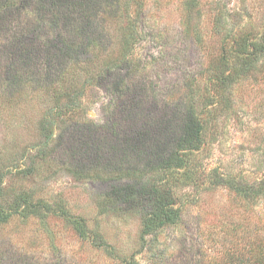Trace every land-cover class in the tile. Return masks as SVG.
Masks as SVG:
<instances>
[{
  "label": "rangeland",
  "instance_id": "1",
  "mask_svg": "<svg viewBox=\"0 0 264 264\" xmlns=\"http://www.w3.org/2000/svg\"><path fill=\"white\" fill-rule=\"evenodd\" d=\"M104 1L99 2L104 10L99 29L89 38L76 36L77 21L63 32L47 24L37 28L32 40L40 52L17 75L23 74L24 83L14 75L8 79L11 66L21 69L19 59H10L18 45L13 35L0 41V178L16 198L42 202L51 211L40 218L15 216L0 225V264H239L243 257L253 259L257 234L264 238V199L252 204L225 186L212 189L211 182L214 170L237 183L264 176V70L247 71L242 53L251 42L246 39L253 35V42L264 34V0ZM26 18L31 19L30 12ZM63 43L71 44L65 47L68 67L79 61L87 77L70 82L56 67L52 76L61 79L62 91L53 97L39 78L47 73L49 48ZM124 58L129 65L124 61L112 69ZM218 73L230 75L222 92L209 85ZM86 80L78 108L68 111L73 93ZM26 85L24 95L17 92ZM206 90L212 102H224L207 116L203 147L192 157L196 168L151 172L161 159L155 148L169 152L179 144L185 103L194 104L199 114ZM49 110L56 123L48 128L54 135L46 144L48 129L40 120ZM69 135L71 143L64 146ZM93 146L107 149L115 167L134 172V166L137 172L121 177L108 165L90 178L70 172L65 160L74 163L87 148L95 154ZM98 174L102 177H94ZM152 184L170 187L180 217L144 235L146 191ZM74 220H83L87 239L79 236Z\"/></svg>",
  "mask_w": 264,
  "mask_h": 264
},
{
  "label": "trees",
  "instance_id": "2",
  "mask_svg": "<svg viewBox=\"0 0 264 264\" xmlns=\"http://www.w3.org/2000/svg\"><path fill=\"white\" fill-rule=\"evenodd\" d=\"M114 1L115 0H105L104 2L114 3ZM124 1L126 2V0ZM99 2H101V0H0V41L2 38L7 40L9 36L13 35L15 40L14 42L18 45H16V48L13 49L10 59L14 62L19 59L21 62V69H16L12 66L8 69V79L14 75L13 79L18 78L21 80L20 83L25 82L22 80L23 74L21 78H19L17 75L21 73L23 69L28 68L30 66L31 60L37 57L39 54L38 52H40L39 49L36 48V41L32 40V38L36 36V30L39 28V26L47 24L48 27L53 28L54 26V30L58 29L59 31L62 30L63 32L64 29L73 28L75 26L74 22L77 21V28L75 27L76 36H85L89 38L95 28L99 29L98 27L100 26V20L98 19L101 17L100 14L104 12ZM29 12L31 14V19L26 18V15ZM24 15L25 18L22 19V16ZM252 36L246 39L247 41L251 42H248L249 44L243 45L244 47L242 49V53L246 55L247 61V64L244 66V68H247V71H249L252 67L253 69L257 68L259 70H264V34L261 36L256 35L253 42ZM30 39L31 43L29 42ZM88 40L90 41V39ZM66 46L70 47L71 44L69 45L63 43L62 46L56 45L49 48L48 53L44 58V64L46 65L47 73L44 78H39V81L46 85L45 91L49 96H60L62 91V89H59L60 87H58V83L61 79H57L52 76L55 75L53 74L52 70L56 67L62 70L59 76L62 77L65 75V78H67L70 82L75 81L77 84H79V82L84 77H87V74H84L82 71H80L82 68L78 67L80 66L78 63L79 61H75V65L68 67V52L65 48ZM129 47L130 46L128 45L126 49ZM126 59L127 58L122 60L118 59L112 69L116 67L121 68L124 63H128ZM129 64L130 62L128 65ZM200 75L201 73L199 76ZM229 78L230 75L225 77L222 75V73H218L216 74L215 78L211 79L210 77V82L212 84L210 83L209 85H213L214 88L216 87V89L220 88V92H222L223 86L229 82ZM88 83L89 81L86 80L84 84H80V89H77L76 92L73 91L74 96L72 101L69 105H67L68 111H72V107L78 108L76 100L79 96H84V89L86 88L85 85ZM29 87V85H26L24 88L21 86V89L18 87L17 92L20 91V94L22 93L24 95V91H27V89L29 90ZM13 93H15V88L8 94L10 96V94ZM205 95L201 98V103L203 106L199 114H197L198 108H196L194 104H190L188 102L185 103V110L187 111L185 112V120L182 122V133L179 137V144L174 150L169 152L162 150L160 152L158 148H155L157 149L155 154L160 155L161 159H159L156 164H152L150 166V170H152L151 172L158 170L170 172L173 169L181 170L183 168L189 171L190 166L196 168L194 165H192V157L199 153L203 147L202 144L205 139L204 136L206 135L205 128L207 116L208 114L210 115V112H213V110H217L216 108L220 104L222 105V102H224L223 100H216L212 102L213 100L211 101V96L209 93L207 97H205ZM209 101L211 104H209ZM53 117L54 114L52 115L51 110L45 112L42 119L40 120L41 126L47 129L50 128V126L56 123L53 122ZM43 135L45 136L46 144H48L53 138L54 134L50 129H48L46 132L43 131ZM71 137V135L66 137L64 146L68 143H71ZM91 149L95 150V154L92 153L93 151H88L87 148L86 151L80 152V154L75 156L76 159H74V163H67L65 160L64 164L70 165L68 167L70 172L79 174V176L82 178H90L93 177V172L99 171L100 168L107 165L114 169V171L117 172L121 177L125 176L130 178L137 172L134 166H132L134 172L128 170L125 165L115 167V164L112 161H108L109 152L106 153L107 149H105L103 152L99 151V148L96 146H93ZM152 150L155 151L154 149ZM47 158L52 159V156H47ZM42 160H45V154ZM53 160L54 159H52V161ZM82 161L90 163V166H82L83 168H78V165H80ZM92 164L96 165L97 169L95 171L92 169ZM110 164H112V166H110ZM105 170L107 171V169ZM32 173L33 172H30V174ZM21 174L26 173L23 171ZM212 174V189H215L219 186H225L227 189H229V191L235 193L240 198L251 201L252 204H259V202L264 199V176L261 179H257L251 183H237L235 180H223L216 170H214ZM97 176L102 177L99 174L95 175L94 177ZM3 184L4 183L0 178V225L8 224L15 216H23L24 218L33 216L34 218H40L42 215H44L43 213H51L49 208L45 209V205L42 202L33 203L24 197L16 198V196H13L11 192L6 190ZM169 188L170 187L163 184H152L147 189V209L143 228L144 235L156 233L158 230L178 222L180 214L179 211L174 208L175 202L173 201H175V196L172 194ZM119 195L120 197H125L127 194H121L119 192ZM54 214L59 215L57 212H54ZM61 214L64 218L71 219L66 212L62 211ZM73 223L75 224L76 231L78 232L79 236L83 239H87L88 231L83 224V220H74ZM257 237H259V240L257 242L258 246L254 253V258L249 259L243 257L239 261V264H264V238L262 239V236L258 234ZM102 246L106 245L104 244Z\"/></svg>",
  "mask_w": 264,
  "mask_h": 264
}]
</instances>
